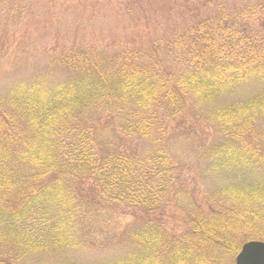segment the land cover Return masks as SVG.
<instances>
[{"label": "trees", "instance_id": "obj_1", "mask_svg": "<svg viewBox=\"0 0 264 264\" xmlns=\"http://www.w3.org/2000/svg\"><path fill=\"white\" fill-rule=\"evenodd\" d=\"M23 9L0 11V60L29 39ZM191 15L150 41L54 40L46 66L6 84L0 264H233L242 243L264 241V0ZM37 19L59 31L56 14ZM187 112L213 130L198 175L235 181L174 234L161 216L180 173L161 130ZM103 121L140 140L134 154H99ZM116 211L134 220L117 230L103 218Z\"/></svg>", "mask_w": 264, "mask_h": 264}, {"label": "rangeland", "instance_id": "obj_2", "mask_svg": "<svg viewBox=\"0 0 264 264\" xmlns=\"http://www.w3.org/2000/svg\"><path fill=\"white\" fill-rule=\"evenodd\" d=\"M256 0H0V11L14 9L16 5L27 13L25 21L18 24L29 27V39L7 50L0 60V93L6 84L16 78L40 71L50 61L49 46L56 40L67 49L73 42L93 40L100 46L122 44L138 37L154 40L178 32L192 19L191 12H200L223 6L236 9ZM4 6V7H3ZM199 8V9H196ZM56 14L61 18L56 26L59 31L37 32L38 15ZM79 27V28H78ZM85 28L81 30L80 28ZM1 34V30H0ZM21 34V33H19ZM22 35V34H21ZM82 40V41H83ZM15 44L17 41L14 42ZM45 45V46H44ZM102 47V48H103ZM247 88L244 87L242 90ZM98 134L99 154H134L140 145L135 137L116 133L111 122L103 121ZM213 130L192 112L166 119L161 130L162 142L171 163L179 169L171 194L167 197L161 216L168 232L177 234L187 220L207 207V195L217 192L220 186L232 183L225 174L203 178L197 170L201 152L212 140ZM117 230L134 220V215L120 211L105 215ZM236 255V254H235ZM233 256V264L234 257Z\"/></svg>", "mask_w": 264, "mask_h": 264}, {"label": "water", "instance_id": "obj_3", "mask_svg": "<svg viewBox=\"0 0 264 264\" xmlns=\"http://www.w3.org/2000/svg\"><path fill=\"white\" fill-rule=\"evenodd\" d=\"M234 264H264V241L244 242L234 257Z\"/></svg>", "mask_w": 264, "mask_h": 264}]
</instances>
